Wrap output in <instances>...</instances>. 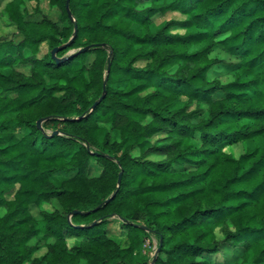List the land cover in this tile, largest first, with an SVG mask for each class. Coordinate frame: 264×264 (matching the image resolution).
<instances>
[{"label":"trees","instance_id":"1","mask_svg":"<svg viewBox=\"0 0 264 264\" xmlns=\"http://www.w3.org/2000/svg\"><path fill=\"white\" fill-rule=\"evenodd\" d=\"M41 1L0 0V264H264V0Z\"/></svg>","mask_w":264,"mask_h":264},{"label":"rangeland","instance_id":"2","mask_svg":"<svg viewBox=\"0 0 264 264\" xmlns=\"http://www.w3.org/2000/svg\"><path fill=\"white\" fill-rule=\"evenodd\" d=\"M27 10L29 12H33L35 7L37 6V4L35 2H27ZM40 8L43 9L44 11L48 12L49 11V6L47 3V0H42L41 3L39 4ZM52 16L54 18H56V13H53ZM184 17L178 13H169L168 15L161 17V18H156V24L157 25H163L168 21L171 20H183ZM16 32V28L15 27H10L8 25V23H6L4 20L0 21V39H5V38H11L12 34ZM46 49L44 48L45 52ZM224 57V56H223ZM227 78H225L226 80ZM14 130L16 132H19V129H15ZM20 134V132L18 133ZM241 145V144H240ZM237 147V155L239 153L242 152V147L241 146ZM101 172V169L99 168V166L94 165L93 169H92V176H98ZM60 179H62V177H57L56 178V182L59 183ZM8 198H13V194H8ZM38 218L39 215L35 214ZM110 230L120 234L121 232V228L119 227V223H112L109 226ZM158 241L155 237H150L148 239H146L145 241V245L138 251L137 255L139 258H143L144 260L148 261L149 264L151 263V260L153 259V257L155 256L156 252L158 251ZM47 252V250L45 248L40 249L39 251L35 252L34 257H41L43 255H45V253Z\"/></svg>","mask_w":264,"mask_h":264},{"label":"water","instance_id":"3","mask_svg":"<svg viewBox=\"0 0 264 264\" xmlns=\"http://www.w3.org/2000/svg\"><path fill=\"white\" fill-rule=\"evenodd\" d=\"M69 3H70V0H67V7H68V8H69ZM69 14L71 15L70 10H69ZM76 32H77V28L75 29V33H76ZM73 39H74V38H72V41H73ZM66 45H67V44H66ZM66 45H63V46H61V47H59V48L54 49V50L52 51V55H53V57L56 58L57 53H58L61 49L65 48ZM85 50H86V49H84V50H82V51H85ZM103 97H104V96H103ZM103 97L100 98V100L94 104V108L98 105V103H99L100 101H102ZM40 123H41V122L38 123L39 126H40ZM121 175H122V174H120V176H119V184L121 183ZM77 213H78V212H73L72 215H75V214H77ZM139 227L144 228L145 230H147L146 227H143V226H139ZM157 252H158V251H157ZM157 252H156L155 256L157 255Z\"/></svg>","mask_w":264,"mask_h":264}]
</instances>
